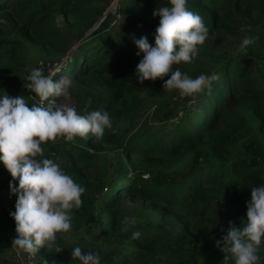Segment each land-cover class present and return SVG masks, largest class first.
Segmentation results:
<instances>
[{"label": "trees", "instance_id": "1", "mask_svg": "<svg viewBox=\"0 0 264 264\" xmlns=\"http://www.w3.org/2000/svg\"><path fill=\"white\" fill-rule=\"evenodd\" d=\"M112 1L0 0V96L37 103L23 86L32 47L43 58L61 59L81 39L53 76L67 82L65 94L50 100L62 104L66 97L78 114L107 111L112 121L100 140L89 135L42 144L43 158L86 191L71 214V231L56 234L64 250L40 247L36 262L81 264L71 258L79 247L98 253L101 264H223L216 240L230 221L237 228L247 222L251 189L264 185V0H187L209 37L191 63L173 71L193 79L215 72L220 79L210 93L191 96L178 116L165 109L179 93L163 87L170 74L143 83L136 78L143 53L137 55L133 37L146 36L155 46L160 17L153 12L170 6L168 0H118L115 23H100L82 37ZM246 37L252 43L242 47ZM183 160L187 172L174 178L170 171ZM16 200L0 187V264ZM126 216L137 220L127 231ZM135 231L141 237L133 240Z\"/></svg>", "mask_w": 264, "mask_h": 264}, {"label": "clouds", "instance_id": "2", "mask_svg": "<svg viewBox=\"0 0 264 264\" xmlns=\"http://www.w3.org/2000/svg\"><path fill=\"white\" fill-rule=\"evenodd\" d=\"M170 6L158 7L154 16H159L155 29V46L146 36L133 37L143 58L137 65L136 78L145 80L170 78L164 89L178 90L181 98L193 96L204 89L211 91L212 83L220 79L217 73L200 74L193 79L173 65L191 63L198 53V46L209 37V28L203 18L187 8V0H168ZM244 29L242 28L241 31ZM252 43L245 38L242 47ZM55 74H44L43 65L32 68L23 80L24 87L39 97V103L29 107L23 96L12 97L5 92L0 96V161L10 172L18 187L10 182L12 193L17 194L15 211L10 216L15 221L17 236L13 248L35 255L40 247L47 246L57 253L64 249L56 243L57 233L71 231L74 209L82 206V194L86 189L74 181L53 159L43 158L42 144L58 139L71 141L89 135L102 139L105 128H112L107 111H92L78 114L75 107L57 104L50 97L65 94L67 82L55 80ZM47 102V104H45ZM247 204V222L237 228L230 221L225 235L216 240V246L224 253L223 264H261L259 249L264 243V185L251 189ZM135 217H124L123 224L134 226ZM141 237L132 232L131 239ZM71 258L81 264H101L98 253H84L79 247L71 251Z\"/></svg>", "mask_w": 264, "mask_h": 264}, {"label": "rangeland", "instance_id": "3", "mask_svg": "<svg viewBox=\"0 0 264 264\" xmlns=\"http://www.w3.org/2000/svg\"><path fill=\"white\" fill-rule=\"evenodd\" d=\"M115 1L116 0H113L110 3V5L112 3H114ZM110 5H108L105 8L106 11L104 12V15L102 16L103 18L101 17L99 19L100 21L98 22V24L104 23V22L106 23L107 21H109V23H111V24H114L115 23V19L119 17V13H117L116 11L113 12V11L110 10V8H109ZM113 16L115 17V19L113 18ZM111 18H113L112 21H111ZM58 20H61V17H58ZM75 41H74V43H75ZM37 52H38L37 47L36 46L32 47L31 58L28 61V63L26 64L24 70H26L27 73L30 74V70L32 68L41 67V65H43V70H44V74L45 75H49L50 72L54 73L55 75H58L59 74V72H58L59 68H61V66L65 65V63H66L65 62V55L63 57H61V59H57V58L53 59V58H51L49 60V59L41 57ZM56 62H57V64H56ZM25 84H23V86ZM25 90H26V88H25ZM175 95H176V93L173 96L172 103L169 104L165 109H167V108L174 109L173 112H172V115H177L178 116L179 115V111L181 109H183V107L181 106L182 102L180 100H176L175 99ZM63 99H64V101L62 102V104H68V105L73 106L72 102L70 100H68V98L65 97ZM45 104H47V102H45ZM47 145L49 146V144H47ZM90 150H92V148H90ZM50 155L53 156V152H50ZM186 163L188 164V161L187 160H183L178 165L173 167V169L170 172L173 174L172 176L174 178H181V177H183L186 174V172H187ZM0 172H1V175H0L1 186L0 187L3 190L11 191L10 182L14 186L18 187L15 182L11 181V174L6 168H3V167L0 168ZM92 230L95 231L93 228H92ZM6 233L8 235V244L6 245V247H5V249L3 250V253H2V256H3L5 264H23L27 260L25 252H23V251H21L19 249L13 248V246H12V240H13V238H15L17 236V233L15 231V227L12 228V229L10 227H8L6 229ZM259 255H260V258H261V264H264V261H262V258L264 256V243H262V245L260 246ZM35 264H42V263L38 261Z\"/></svg>", "mask_w": 264, "mask_h": 264}, {"label": "water", "instance_id": "4", "mask_svg": "<svg viewBox=\"0 0 264 264\" xmlns=\"http://www.w3.org/2000/svg\"><path fill=\"white\" fill-rule=\"evenodd\" d=\"M117 1L118 0H116L114 3H112L111 5H110V10L111 11H113V12H115L116 10H117ZM103 18V17H102ZM100 20H98L92 27H90L89 29H87L84 33H83V35H82V37H84V36H86V35H88V34H90L99 24H98V22H99ZM80 41H81V39H78L77 41H75V43L73 44V46L68 50V52H67V54H66V56H65V60L67 59V58H69L70 57V55L76 50V47L78 46V44L80 43ZM56 64H57V62H56Z\"/></svg>", "mask_w": 264, "mask_h": 264}, {"label": "built area", "instance_id": "5", "mask_svg": "<svg viewBox=\"0 0 264 264\" xmlns=\"http://www.w3.org/2000/svg\"><path fill=\"white\" fill-rule=\"evenodd\" d=\"M175 99L176 100H180L181 102H182V107L184 108V107H186V106H188L189 104H191L192 103V98H191V96H188V97H184V98H181L180 97V95H179V93L175 96ZM40 101H38V103H39ZM183 114V109H181L180 111H179V115H182ZM25 254H26V257H27V260H26V262H24L23 264H35L36 263V257H35V255H31V254H29V253H27V252H25Z\"/></svg>", "mask_w": 264, "mask_h": 264}]
</instances>
